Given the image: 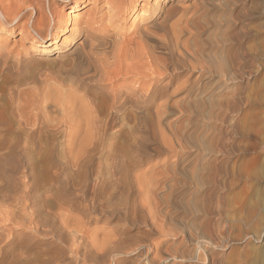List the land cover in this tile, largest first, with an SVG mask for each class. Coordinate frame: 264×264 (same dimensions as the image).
I'll return each mask as SVG.
<instances>
[{
    "label": "rangeland",
    "instance_id": "rangeland-1",
    "mask_svg": "<svg viewBox=\"0 0 264 264\" xmlns=\"http://www.w3.org/2000/svg\"><path fill=\"white\" fill-rule=\"evenodd\" d=\"M79 2L80 6L74 11L78 16L73 28H76L75 35L83 30L103 31L121 40L122 46L126 43V47L137 30L161 35L163 27L147 28L149 21L153 17L162 20L176 3L180 11H176L167 24L173 25L178 43L185 47L195 65L223 56L230 49V79L226 80L220 72H205L199 80H194L189 93L181 95L172 92L176 88L173 84L167 100L170 108L158 125L144 133L139 130L137 134L136 130L135 135L130 133L132 136H128L126 130L120 133L117 144L124 146L127 142L125 146L129 150L133 146V152L129 151V155L120 159L122 167L131 157L130 162L134 161L137 169H133L135 173L130 172L131 176L125 173L120 181L122 188L118 187L121 190L116 188L118 197L112 199L117 208L115 215L92 219L88 235L101 240L104 233L118 228L123 250L129 251L122 256L121 264H264V0ZM39 3L45 20L50 19L46 20L48 27L58 35L50 50L57 43L62 47L59 53H65L70 46L60 44L73 26L70 13L75 0H41ZM142 4L148 7L146 14L132 25ZM62 12L65 21L62 28L57 29L51 15ZM22 13L34 16L31 9H23ZM25 18L10 35L6 33L7 26H0V46L2 52H8L2 59L11 63L13 59L22 61L41 55V60H35L38 66H34L53 63L58 52L32 46L31 36L36 34L31 29V19L27 22ZM47 31V28L42 29V38L47 37ZM42 38H38L40 42ZM39 62L44 65L39 66ZM189 74L193 80L199 72L195 69ZM4 96L5 84L0 78L1 103ZM182 107L186 110L180 109ZM81 134L83 136V132ZM57 139L56 151L60 152L63 133H58ZM106 156L109 159L110 154L104 149L96 152L87 167L91 172L87 173L94 175L99 164L103 167ZM41 173L37 192L49 184ZM101 195L107 199L109 192ZM71 202L78 213L84 212L78 207L80 199ZM47 206L56 207L51 203ZM1 214L0 224L3 225ZM213 225L215 231L212 232ZM218 229H222L223 234L216 236ZM207 239L211 244L204 247L202 242ZM34 253L35 249L30 251L31 255ZM5 263H8L7 257L0 260V264Z\"/></svg>",
    "mask_w": 264,
    "mask_h": 264
},
{
    "label": "bare ground",
    "instance_id": "bare-ground-1",
    "mask_svg": "<svg viewBox=\"0 0 264 264\" xmlns=\"http://www.w3.org/2000/svg\"><path fill=\"white\" fill-rule=\"evenodd\" d=\"M39 1L0 0V26H7V35L26 16L36 34L31 36L32 46L58 52L53 63L43 67L39 62L42 68L35 61L41 60V55L9 63L2 59L8 52H2L0 46V78L5 84L4 101L0 102V213L4 223L0 224V260L7 257L5 264H121L122 256L129 251L123 250L118 228L111 234L104 233L101 240L88 235L92 219L113 217L117 208L112 199L119 192L116 188L121 186L124 174L136 167L130 156L127 163L123 160L122 167V156L133 152V146L128 142L129 150L127 142L124 146L117 144L120 133L126 130L132 136L136 130L137 134L139 130L144 133L158 125L170 108L167 100L171 93H189L194 80L205 72H220L230 79V49L223 56L195 65L178 43L173 25L167 24L180 11L176 3L162 20L148 18L147 28L163 27L161 35L137 30L126 47L103 31L83 30L75 35L78 16L74 11L80 6V0H75L70 13L73 26L60 44L70 47L59 53L62 47L57 43L49 48L58 35L48 27L50 19L45 20ZM147 8L142 4L132 25ZM23 9H31L34 16L22 13ZM51 17L61 29L65 14ZM43 28L48 30L46 38L41 37ZM195 69L199 75L192 80L189 73ZM173 84L176 88L170 92ZM58 133H63L64 139L58 143L60 152L56 151ZM103 149L110 157H105L107 162H102L103 167L99 164L91 178L88 164ZM40 171L49 184L37 192ZM106 192L107 199L101 195ZM72 199H80L78 207L84 212L76 211ZM47 203L56 205L55 209ZM121 215L124 223V212ZM212 229L215 231L214 225ZM221 234L223 230L218 229L216 236ZM202 243L204 247L211 244L208 239ZM8 244L10 248H6ZM34 249L36 253L31 255Z\"/></svg>",
    "mask_w": 264,
    "mask_h": 264
}]
</instances>
